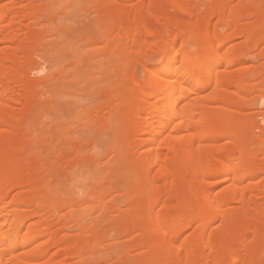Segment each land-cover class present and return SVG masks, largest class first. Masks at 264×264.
I'll use <instances>...</instances> for the list:
<instances>
[{
	"label": "bare ground",
	"instance_id": "obj_1",
	"mask_svg": "<svg viewBox=\"0 0 264 264\" xmlns=\"http://www.w3.org/2000/svg\"><path fill=\"white\" fill-rule=\"evenodd\" d=\"M0 264H264V0H0Z\"/></svg>",
	"mask_w": 264,
	"mask_h": 264
},
{
	"label": "rangeland",
	"instance_id": "obj_2",
	"mask_svg": "<svg viewBox=\"0 0 264 264\" xmlns=\"http://www.w3.org/2000/svg\"><path fill=\"white\" fill-rule=\"evenodd\" d=\"M53 65H54V64H53ZM52 67H53V66H52ZM52 67H51V69L54 70V68H52ZM257 108H259V106H257Z\"/></svg>",
	"mask_w": 264,
	"mask_h": 264
}]
</instances>
